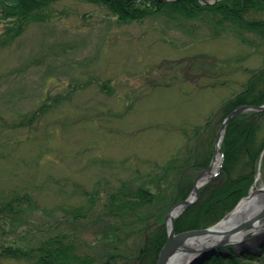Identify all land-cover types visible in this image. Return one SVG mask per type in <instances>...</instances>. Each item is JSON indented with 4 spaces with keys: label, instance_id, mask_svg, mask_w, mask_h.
Returning a JSON list of instances; mask_svg holds the SVG:
<instances>
[{
    "label": "rangeland",
    "instance_id": "obj_1",
    "mask_svg": "<svg viewBox=\"0 0 264 264\" xmlns=\"http://www.w3.org/2000/svg\"><path fill=\"white\" fill-rule=\"evenodd\" d=\"M48 14L0 43V206L30 198L0 215V248L68 234L79 254L105 264L114 245L129 253L141 240L128 229L124 242L105 240L121 221L106 213L108 192L129 184L169 193L191 174L193 183L201 168L188 163L197 154L202 169L211 165L220 107L264 67V42L190 32L161 13L120 22L84 0H58ZM255 177L252 188L264 187V166ZM248 235L226 241L248 245ZM219 238L188 242L171 264H190ZM0 264L28 261L0 255Z\"/></svg>",
    "mask_w": 264,
    "mask_h": 264
},
{
    "label": "trees",
    "instance_id": "obj_2",
    "mask_svg": "<svg viewBox=\"0 0 264 264\" xmlns=\"http://www.w3.org/2000/svg\"><path fill=\"white\" fill-rule=\"evenodd\" d=\"M56 1L58 0H0V20L8 23L2 32L0 43L19 35L28 23L49 17L51 5ZM84 1L104 5L120 22L141 20L153 13H161L190 32L205 29L214 38L227 31L238 37L242 35L241 32H245L264 42V18L258 16L264 12V0H217L212 4H205L202 0ZM241 38L245 41L244 36ZM263 103L264 67L254 71L244 89L225 101L219 111L224 118L238 106ZM44 106L42 104L38 110H42ZM209 122L211 117L204 126ZM221 150L223 162L220 171L200 187L196 202L175 218L176 233L213 225L248 194L258 171V164L260 163L261 168L264 166V110L243 112L232 118L226 127ZM191 159L188 164L194 166V172L206 166L207 160L197 159V154ZM182 172L184 170L181 167L177 175ZM193 175L179 181L176 176V182L169 193L165 189L152 191L141 186L133 188L129 184H121L118 190L108 192L106 213L119 217L121 221L111 228L105 240L110 242L115 237L116 242H124L127 238H118L119 231L127 229L128 233L140 235L141 240L137 249L129 253H121L120 245H114L105 264H117L119 258H122V264L156 263L158 253L167 239L166 214L174 203L187 197L192 188ZM29 202L27 194L14 195L0 206V215L7 213L13 217ZM258 250L260 252L255 253L245 245L237 247L235 243L219 244L202 254L196 263H258L264 260V240ZM0 255L24 259L28 264H94L91 256L81 255L75 250V242L68 234L48 237L32 249L5 245L0 248Z\"/></svg>",
    "mask_w": 264,
    "mask_h": 264
},
{
    "label": "water",
    "instance_id": "obj_3",
    "mask_svg": "<svg viewBox=\"0 0 264 264\" xmlns=\"http://www.w3.org/2000/svg\"><path fill=\"white\" fill-rule=\"evenodd\" d=\"M156 1H166V0H156ZM217 0H204L205 3H213ZM249 110L254 111H262L264 110V104L259 106H250V105H242L234 110H232L223 120L220 129L216 136V143H218L221 132L222 134L225 131L226 125L229 121L237 114ZM210 169L207 168L205 170L200 171L194 179V185L192 188L193 196H188L186 199L176 203L175 205L181 206V209L177 215H179L187 206L191 205L196 201L198 198V187L196 186V179L202 173H205ZM170 217V212L167 215V239L164 245L162 246L161 250L159 251L158 258L155 264H170L171 259L176 257L182 251L189 249L187 243L193 239H203V238H217L220 237L223 241H226L230 237H233L241 232H245V235L250 233V229L254 227V224L259 221L260 219L264 220V205L250 218L245 219L238 224H235L226 229H215V225L207 227V228H200V229H192L186 230L183 232L175 233L174 232V217ZM169 220V222H168ZM173 258V259H174Z\"/></svg>",
    "mask_w": 264,
    "mask_h": 264
},
{
    "label": "bare ground",
    "instance_id": "obj_4",
    "mask_svg": "<svg viewBox=\"0 0 264 264\" xmlns=\"http://www.w3.org/2000/svg\"><path fill=\"white\" fill-rule=\"evenodd\" d=\"M219 164H220V154L217 151L215 153L214 159L212 160L211 173H213L218 168ZM211 173L210 172L203 173L200 176H198L196 180V186L197 187L201 186L209 178ZM262 205H264V188H258V189L252 188L249 196L242 199L231 212H229L224 218H222L219 221V223L215 226V229H226L235 224H238L239 222L245 219L250 218L262 207ZM180 209L181 206L173 207L170 211L169 219L171 217H175L179 213ZM250 233L253 235L251 239L261 238L264 234V220L260 219L259 221H257L254 224V227L251 229ZM237 236L243 238L244 233H240ZM198 239L199 238L193 240H198ZM173 258L171 259V261L174 260Z\"/></svg>",
    "mask_w": 264,
    "mask_h": 264
}]
</instances>
